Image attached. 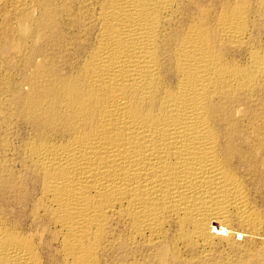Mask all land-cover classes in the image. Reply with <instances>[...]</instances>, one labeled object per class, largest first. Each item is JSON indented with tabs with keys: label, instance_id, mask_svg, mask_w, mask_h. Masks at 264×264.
<instances>
[{
	"label": "bare ground",
	"instance_id": "1",
	"mask_svg": "<svg viewBox=\"0 0 264 264\" xmlns=\"http://www.w3.org/2000/svg\"><path fill=\"white\" fill-rule=\"evenodd\" d=\"M215 1L14 3L37 40L0 80L27 127L2 147L0 264H103L118 228L163 262L264 264V0Z\"/></svg>",
	"mask_w": 264,
	"mask_h": 264
},
{
	"label": "rangeland",
	"instance_id": "2",
	"mask_svg": "<svg viewBox=\"0 0 264 264\" xmlns=\"http://www.w3.org/2000/svg\"><path fill=\"white\" fill-rule=\"evenodd\" d=\"M1 1H3V3H1L0 2V14H1V12L3 13L2 15L3 16H1L0 15V17H5V15H6V17H5V19L2 21V18H0V24L2 25V26H4V28L3 29H1V27H0V34H2L3 32L2 31H4L5 29H9V30H5L6 31V33H7V31H8V37H7V41H6V44H7V51L4 53V54H2L1 56H0V80H1V78L3 77V75H5V73H6V71L8 70L10 73H11V75L14 77L16 74H17V70H18V67H19V65H20V62L18 63V61H20L19 59H20V54H19V51L15 48L17 45H14V44H17V43H19V41H20V39L22 38V36H24V35H26V34H28V44L30 45V44H32V42L34 43L35 42V40H37V37H35V36H33V35H35L34 34V31L31 29V27H27V26H25V27H22L21 25H20V21H19V16L16 14V5H17V2L19 1V0H14V2H13V0H1ZM31 1V0H30ZM188 1H194V0H188ZM196 2H197V4L199 5H201L202 4V2L204 3V4H202V6H207V4L209 3L210 4V6L212 5H214L213 6V8H218V6H219V2H217V1H215V0H210V1H212V2H210L209 0H208V2H207V0L205 1V0H199L200 2L198 3V0H195ZM16 2V3H15ZM216 2V3H215ZM16 5H15V4ZM205 3H206V5H205ZM218 3V4H217ZM12 4H14V5H12ZM12 6V7H11ZM15 6V7H14ZM9 7V8H8ZM3 9V10H2ZM13 9H15L14 10V12H13ZM5 10H7L6 12H5ZM12 11V12H11ZM6 13H8V14H6ZM14 13H15V15L17 16V18L15 19V15H14ZM12 15V16H11ZM9 16V17H8ZM32 16H33V18L34 19H37L38 17H39V13L37 12V11H34L33 12V14H32ZM35 16V17H34ZM8 17V18H7ZM13 18V19H10V18ZM8 20H10L11 22H12V25H11V23H10V21H8ZM16 21H15V20ZM5 20H6V22H5ZM19 21V22H18ZM3 22V23H2ZM8 22H9V24H8ZM16 22H17V24H16ZM8 24V25H7ZM0 25V26H1ZM5 25H6V27H5ZM17 25V26H16ZM20 25V26H19ZM13 26H15L16 28H17V30H16V28L15 27H13ZM30 28V29H29ZM15 29V30H14ZM28 30V31H30V32H28V31H26V30ZM23 30V31H22ZM16 32V33H15ZM31 34V35H30ZM10 35V36H9ZM33 36V37H32ZM19 38L20 37V39H18L17 40V38ZM32 38V39H31ZM33 38H34V40H33ZM9 40H11V41H9ZM13 40H14V42H13ZM17 42V43H16ZM11 45V46H10ZM12 49H10V48ZM14 48V49H13ZM11 51H10V50ZM1 50V49H0ZM9 51V52H8ZM18 52V53H17ZM18 54V55H17ZM16 56H18V57H16ZM9 61V62H8ZM17 66V67H16ZM11 68V69H10ZM17 68V69H16ZM12 69H14V70H12ZM6 70V71H5ZM7 71V74H9L10 75V73ZM16 71V72H15ZM5 72V73H4ZM3 73V74H2ZM16 73V74H15ZM10 75V76H11ZM14 79H15V77H14ZM2 87H1V85H0V91H1V93H0V98H3V99H5L7 96L6 95H10L11 93L9 92V93H7L5 96L6 97H4V94H3V92H2ZM2 95V96H1ZM9 97V96H8ZM4 109V108H3ZM3 111H5L7 114V116L6 115H2L1 116V114H0V159L4 156V153H3V151L2 150H4V149H2V147L3 146H6V145H8L9 144V141H10V139H11V141H10V145H8V146H10V147H12V145H13V149H17L18 147H19V145H18V143L19 144H21V141H22V139L26 136V134H27V127H26V125H24L23 123H21V121H19V119L17 120V118H15L12 114H11V111L10 110H3ZM4 112V113H5ZM6 117V119H5V117ZM9 116H10V120L8 119L7 120V117L9 118ZM12 116V117H11ZM5 119V121H4V119ZM14 117V118H13ZM2 119H3V121H2ZM16 119V120H15ZM7 121V122H6ZM14 121H16V122H14ZM10 122V123H9ZM14 122V123H13ZM21 123V125L20 124H18V123ZM3 123H6V125L4 126L3 125ZM12 123V124H11ZM11 125H16V126H14V127H12ZM2 126H4V127H2ZM10 128H9V127ZM19 126V127H18ZM4 128V129H3ZM13 128V129H12ZM7 131V133H5L6 131ZM4 131V133H2ZM19 131V132H18ZM26 132V133H25ZM9 134V135H8ZM3 135V136H2ZM14 135V136H13ZM12 136V137H11ZM6 137H8V138H6ZM9 137H11L10 139H9ZM22 137V138H21ZM5 140V142L2 140ZM8 139V140H7ZM3 141V142H2ZM20 141V142H19ZM8 143V144H7ZM11 143H12V145H11ZM4 144V145H3ZM17 145V146H16ZM264 152V151H263ZM3 153V154H2ZM15 155L17 156V157H15ZM19 156L17 155V152H15V154L11 157V158H18ZM261 161H264V153H263V155H261V157L260 158H258L257 159V162H261ZM19 165V166H18ZM16 166V167H15ZM261 166V167H260ZM259 167H258V173H257V176H254L255 177V179H254V177H253V179L255 180V181H260V180H262V181H260V182H264V166L263 165H260ZM263 169V170H262ZM13 170H14V172L16 173V174H22L23 172H21L22 171V169H21V167H20V164H14V166H13ZM17 170H18V172H17ZM259 170H261V171H259ZM20 172V173H19ZM261 172V173H260ZM260 177H259V176ZM257 177V178H256ZM262 177V178H261ZM259 178V179H258ZM252 179V178H251ZM252 179V180H253ZM264 189V188H263ZM0 190H2L1 188H0ZM6 191H4V193L3 192H0V195L2 196V198H1V196H0V203H1V201L3 200V198L4 197H6V196H4L6 193H7V197H15V196H18V195H20V193L19 194H17L16 195V193H11V192H9V190H7V192L5 193ZM262 192H264V190H262ZM11 194V195H10ZM13 194V195H12ZM264 194V193H263ZM10 197V198H11ZM15 203H13L11 206V209H13V207L15 206L16 207V209L15 210H19V206H17V204H15ZM264 205V204H263ZM264 206H262V211L264 210V208H263ZM28 213V212H27ZM264 213V212H263ZM121 230V229H120ZM119 230V228H118V231L116 232V241L113 243V245H112V247L111 248H109V253L107 252V254L105 255V257H103V264H117V261H115L114 262V259L115 260H118L119 262H118V264H123V263H126V264H128V263H130V264H155L156 262V264H198V260L197 259H195V260H193L192 258V254H190L189 252H187V251H185V250H183V252L181 251V254L182 255H180V253H172V252H167L165 255H164V262L162 261V258H161V250L162 249H164L165 248V245H163V244H157V245H154V246H146V245H140V246H138V245H136V247L135 246H130V245H128L127 244V242H126V239H125V235H126V232H124L123 230V232L125 233H123L122 231H120ZM120 232V233H119ZM125 236V237H124ZM121 237H123V238H121ZM118 239V240H117ZM244 239V238H243ZM238 239V241H239V243L238 244H240L241 242H242V246H243V242L244 243H246L247 242V240L246 239ZM123 240V241H122ZM241 241V242H240ZM128 246H127V245ZM116 246V247H115ZM144 246H146V247H144ZM128 247H130V248H128ZM141 247V248H140ZM123 248V249H122ZM128 248V249H127ZM135 249H136V251H135ZM149 251V253H148V251ZM160 249V250H159ZM233 249H235V250H233ZM233 249H231V248H226V249H224L223 250V252L222 253H217V254H215V255H213L212 256V258H210V262H208L207 264H225V261H227V260H229V262L227 261L226 262V264H236L237 262H236V260L238 261V259L240 258V256L242 257L243 255L242 254H244V252L243 251H238L237 250V247H235V248H233ZM139 252H138V251ZM132 251H134V252H132ZM141 251V252H140ZM143 251V252H142ZM225 251V252H224ZM227 251V252H226ZM232 251H237V252H232ZM120 252V253H119ZM127 252H129V253H127ZM180 252V251H179ZM185 252V253H184ZM232 252V253H231ZM263 252H264V250H263ZM131 253V254H130ZM132 253H133V255H132ZM135 253V254H134ZM148 253V254H147ZM226 253V254H225ZM238 253L240 254V255H238ZM242 253V254H241ZM122 254V255H121ZM180 256H179V255ZM185 254V255H184ZM188 254V255H187ZM229 254V255H228ZM231 254H233V255H231ZM235 254H236V256H235ZM113 255V256H112ZM127 255H128V258H127ZM135 255V256H134ZM141 255H143V256H141ZM149 255V256H148ZM171 255V256H170ZM224 255V256H223ZM226 255H227V257H226ZM238 255V256H237ZM126 256V257H125ZM130 256V257H129ZM158 256V257H157ZM184 256H186L185 257V259L184 258H182V257H184ZM189 258H188V257ZM215 256V257H214ZM107 257H109L110 258V260H109V258H107ZM114 257V258H113ZM190 257H192V258H190ZM214 257V258H213ZM225 257V258H224ZM230 259H229V258ZM237 257V258H236ZM104 258H107V259H104ZM112 258V259H111ZM127 258V259H126ZM133 258V259H132ZM168 258V259H167ZM188 258V259H187ZM228 258V259H227ZM231 258H233V259H231ZM123 259H124V261H123ZM135 259H138L137 260V262H136V260ZM158 259V260H157ZM170 259V260H169ZM187 259V260H186ZM212 259V260H211ZM225 259V260H224ZM107 260V261H106ZM112 260V261H111ZM143 260V261H142ZM191 260V261H190ZM235 262H234V261ZM142 263H141V262ZM146 263H145V262ZM169 261V262H168ZM175 261V262H174ZM185 261V262H184ZM217 261V262H216ZM224 261V262H223ZM122 262V263H121ZM140 262V263H139ZM155 262V263H154ZM215 262V263H214Z\"/></svg>",
	"mask_w": 264,
	"mask_h": 264
}]
</instances>
